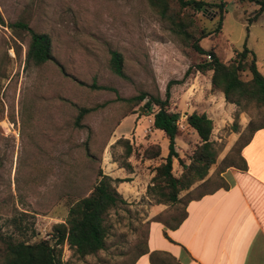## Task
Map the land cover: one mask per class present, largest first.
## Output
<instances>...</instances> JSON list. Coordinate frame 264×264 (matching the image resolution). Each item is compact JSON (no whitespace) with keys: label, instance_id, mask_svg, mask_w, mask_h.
<instances>
[{"label":"rangeland","instance_id":"obj_1","mask_svg":"<svg viewBox=\"0 0 264 264\" xmlns=\"http://www.w3.org/2000/svg\"><path fill=\"white\" fill-rule=\"evenodd\" d=\"M204 1L224 2V19L218 34L200 44L214 46L226 61L246 42L264 75V11L248 24L257 5ZM206 8L196 11L195 19L198 26L211 29L218 8ZM0 16V264L8 236L28 242L48 238L52 225L65 218L68 203L84 196L98 171L107 174L111 166L121 168L116 178L137 182L138 194L108 211L104 249L80 258L64 244L62 258L67 264H129L145 246L151 218L144 206L163 204L147 193V185L167 154L168 140L163 132L148 129L151 113L143 108L121 119L123 98L142 91L164 98L171 81L170 110L199 105L215 118V164L205 179L190 191L192 186L182 190L179 201L164 204L167 207L152 218L171 224L182 215L187 198L219 186L220 171L241 163L238 151L249 136L248 122L264 125V106L250 105L239 113L238 130H233L235 106L230 109L223 94L210 89L208 74H185L200 61L199 55L176 39L147 0H0ZM18 20L51 36L56 62L26 68L28 32L10 27ZM111 50L123 55L125 77L110 70ZM78 106L90 108L81 126L74 123ZM179 114L175 150L188 163L199 138L186 124V116ZM122 137L133 147L127 159L117 141ZM153 143L160 145L161 155L143 158V149ZM124 162H130V168ZM181 169L173 158L172 173L178 176Z\"/></svg>","mask_w":264,"mask_h":264},{"label":"trees","instance_id":"obj_2","mask_svg":"<svg viewBox=\"0 0 264 264\" xmlns=\"http://www.w3.org/2000/svg\"><path fill=\"white\" fill-rule=\"evenodd\" d=\"M147 2L176 39L199 55L200 61L193 67H189L185 74L190 73L191 70L203 75L208 74L210 89L221 92L225 101L235 106L233 130L237 131L236 119L240 112L246 111L250 105L264 106V75L259 71L256 56L246 46V42L241 50H235L234 56L226 61L219 56L214 46L207 49L200 44L203 38L216 36L221 30L224 2L219 4L207 3L204 0H147ZM237 2L258 6L253 15L247 18L248 24L255 21L264 11V0H237ZM209 5H216L218 8V19L211 29L198 26L195 19V12L205 11ZM10 27L28 32L26 68L40 67L50 61L56 62L52 54L51 36L48 33L35 31L21 20L10 24ZM207 56L210 57L207 58ZM109 68L117 76L125 77L123 55L119 51H110ZM244 74L249 77L243 78ZM171 83L168 81L166 84L164 98L149 95L144 91L123 98L121 113L122 119L135 112L141 113L140 107H142L144 112L151 113L153 129L161 130L168 140L167 154L154 167V174L147 185V193L154 196L157 203L163 204L179 201L178 195L182 190H187L195 182L205 179L219 153L216 142L211 138L214 128L213 120L206 113L194 110L186 115L185 121L195 131L199 140L188 157V163L179 157L175 150V139L179 132L177 121L180 114L169 108ZM143 100L145 102L141 104ZM153 105L156 106L155 110ZM89 111L88 107H77L74 120L76 126L82 125V119ZM20 122L23 126L26 123L22 113ZM260 128H264V125L254 126L251 121L248 122L246 129L250 133L247 140L255 130ZM117 141L122 143L124 158H129L133 147L128 138H118ZM160 155L161 147L156 143L149 144L142 151V157L145 159H154ZM173 158L177 159L182 168L178 176L172 173ZM124 165L130 168L131 164L124 162ZM245 167L244 165L243 169ZM98 172L97 181L88 188L87 193L68 203L65 218L52 225L48 238L28 242L8 236V239L4 241L5 249L1 264H67L62 258L64 244L70 249L72 255L80 258L104 249L108 235L106 221L108 211L119 203H125L114 183L125 180Z\"/></svg>","mask_w":264,"mask_h":264},{"label":"crops","instance_id":"obj_3","mask_svg":"<svg viewBox=\"0 0 264 264\" xmlns=\"http://www.w3.org/2000/svg\"><path fill=\"white\" fill-rule=\"evenodd\" d=\"M187 106L189 110L181 111L184 116L197 109L215 119L209 108ZM238 156L240 164L231 163L220 171L219 186L185 200L182 215L172 224L152 219L166 205L144 206L151 218L145 246L129 264H264V128L253 132ZM111 167L107 174L118 177L121 168ZM136 183L120 181L116 190L125 201L133 200L138 194Z\"/></svg>","mask_w":264,"mask_h":264},{"label":"built area","instance_id":"obj_4","mask_svg":"<svg viewBox=\"0 0 264 264\" xmlns=\"http://www.w3.org/2000/svg\"><path fill=\"white\" fill-rule=\"evenodd\" d=\"M209 57H210V56H207V58H209ZM148 121H149V123H150V126L148 127V129H149V130H151V128H150V127L152 126V118H149V120H148Z\"/></svg>","mask_w":264,"mask_h":264},{"label":"water","instance_id":"obj_5","mask_svg":"<svg viewBox=\"0 0 264 264\" xmlns=\"http://www.w3.org/2000/svg\"><path fill=\"white\" fill-rule=\"evenodd\" d=\"M142 109V107H140V110Z\"/></svg>","mask_w":264,"mask_h":264}]
</instances>
